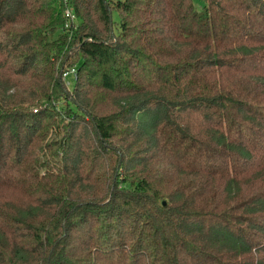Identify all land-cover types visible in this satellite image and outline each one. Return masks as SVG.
I'll return each instance as SVG.
<instances>
[{
	"label": "trees",
	"instance_id": "trees-1",
	"mask_svg": "<svg viewBox=\"0 0 264 264\" xmlns=\"http://www.w3.org/2000/svg\"><path fill=\"white\" fill-rule=\"evenodd\" d=\"M0 264H264V0H0Z\"/></svg>",
	"mask_w": 264,
	"mask_h": 264
},
{
	"label": "built area",
	"instance_id": "built-area-1",
	"mask_svg": "<svg viewBox=\"0 0 264 264\" xmlns=\"http://www.w3.org/2000/svg\"><path fill=\"white\" fill-rule=\"evenodd\" d=\"M67 1L68 0H64V2H67ZM64 15H65V19H66L65 28H72V27L75 28L76 15L74 14V12L71 9L66 8ZM71 72L73 73V70Z\"/></svg>",
	"mask_w": 264,
	"mask_h": 264
},
{
	"label": "rangeland",
	"instance_id": "rangeland-1",
	"mask_svg": "<svg viewBox=\"0 0 264 264\" xmlns=\"http://www.w3.org/2000/svg\"><path fill=\"white\" fill-rule=\"evenodd\" d=\"M202 2V0H194V3H195V5L197 6V8H199L200 7V3ZM114 16H116V15H114ZM74 74L72 73V72H69V73H67L66 75L64 74V76H63V79L65 80V83H66V85L69 87V88H71L72 86H73V82H74Z\"/></svg>",
	"mask_w": 264,
	"mask_h": 264
},
{
	"label": "water",
	"instance_id": "water-1",
	"mask_svg": "<svg viewBox=\"0 0 264 264\" xmlns=\"http://www.w3.org/2000/svg\"><path fill=\"white\" fill-rule=\"evenodd\" d=\"M165 204V203H164Z\"/></svg>",
	"mask_w": 264,
	"mask_h": 264
}]
</instances>
